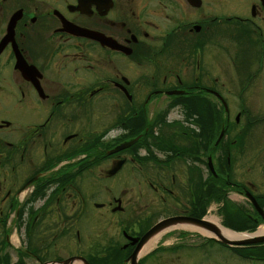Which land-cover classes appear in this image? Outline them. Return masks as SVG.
Wrapping results in <instances>:
<instances>
[{"label": "flooded vegetation", "instance_id": "af4514ba", "mask_svg": "<svg viewBox=\"0 0 264 264\" xmlns=\"http://www.w3.org/2000/svg\"><path fill=\"white\" fill-rule=\"evenodd\" d=\"M239 215L264 223V0H0L1 264H128L159 223L160 252H233L197 228Z\"/></svg>", "mask_w": 264, "mask_h": 264}, {"label": "rangeland", "instance_id": "374dc122", "mask_svg": "<svg viewBox=\"0 0 264 264\" xmlns=\"http://www.w3.org/2000/svg\"><path fill=\"white\" fill-rule=\"evenodd\" d=\"M255 106V105H254ZM257 148L250 149L248 154V164L251 163V160L256 157ZM233 167L237 166L236 159H234ZM247 165L246 161L243 166V169L246 168ZM239 167V166H238ZM249 167V166H248ZM241 168V167H240ZM254 168V167H253ZM252 169V167H251ZM252 174V171L249 168L248 175ZM250 178V177H249ZM260 190V188H259ZM239 213L235 214L238 215ZM207 215L209 216H216L213 212L210 211V209L207 212ZM239 218H244L243 215H239ZM257 228V231L260 228H264V223H260L257 227L255 226V230ZM92 229V228H91ZM89 227H84L82 229L83 231H87L89 234L90 232L94 233ZM95 230H98V228H94ZM202 229V228H201ZM204 230V229H203ZM199 231V230H198ZM200 232V231H199ZM201 234V232H200ZM202 235V234H201ZM204 236V235H203ZM173 239V235L170 232L167 234L166 238H162L159 240L158 243L152 245V249H154L156 246H162V247H170L173 245H167L171 240ZM186 240V239H185ZM184 240V246L177 249H172V253L169 251L165 252H159L153 255H149L147 257H144L140 264H264V255L262 256H256L258 254H264V245L256 246V245H245V246H238V248L234 249L233 252H228L224 248L223 250L220 249L217 246L213 245H199L198 243H191L190 238H188L186 241ZM162 242L164 245H162ZM186 242H189L188 244ZM189 244H193V246L189 247ZM198 244V246H196ZM235 247V246H232ZM162 251V250H161ZM78 252V246H75V250H68L65 249V252L62 254V258L59 256V258L55 255H50L47 258L44 259L45 262L57 260L58 262L62 260H66L70 257H80L84 259L81 256H70L71 254H77ZM170 253V255H168ZM146 255V254H144ZM142 255V257L144 256ZM141 257V258H142ZM140 258V259H141ZM85 260V259H84ZM56 261V262H57ZM7 264H11L13 262V259L10 258L6 261ZM25 264H35L36 262L33 260H24ZM81 264V263H79Z\"/></svg>", "mask_w": 264, "mask_h": 264}, {"label": "water", "instance_id": "95a60500", "mask_svg": "<svg viewBox=\"0 0 264 264\" xmlns=\"http://www.w3.org/2000/svg\"><path fill=\"white\" fill-rule=\"evenodd\" d=\"M86 35L90 37L91 36V32L86 31ZM220 136H221V132L219 133L218 138H217L216 141L219 140ZM129 145H131V142H129L127 144H124L122 146H118V147H116L115 149H113L110 152H115V151H117L119 149H122L124 147H128ZM251 201L254 204V206H256V204H255V202H254V200L252 198H251ZM256 209H258L257 206H256ZM202 223H203L202 221H196V225H201ZM162 225H164V224L163 223H159L156 226L150 228L142 236L141 241H146L149 237L154 235L156 232L160 231ZM227 231L230 232V233H234V234H245L248 237H245V238H242V239H236V240H229V239H225V238L221 237L217 232H214L216 237H213V238L216 241H218L220 243H223L225 245H229V246H245V245H255V244L264 243V234L254 235L255 232H253V233H245V232L235 233V232H232L230 230H227ZM212 232H213V230H212ZM79 263L87 264V262L84 259L80 258V257H70V258H68L66 260H62V261H60L58 263L48 262V263H45V264H79ZM128 264H136V254H135V252L131 253L130 256L128 257Z\"/></svg>", "mask_w": 264, "mask_h": 264}, {"label": "bare ground", "instance_id": "6f19581e", "mask_svg": "<svg viewBox=\"0 0 264 264\" xmlns=\"http://www.w3.org/2000/svg\"><path fill=\"white\" fill-rule=\"evenodd\" d=\"M210 219L212 220L213 217H210ZM215 226H216V229H217V233L221 237H223L225 239H231L232 240V239H242V238L248 237L245 234H233V233H230V232H228L226 230H223L219 226V224L215 225ZM187 229L194 230V227L193 226H188ZM197 230H199L201 232V234L204 235V236L216 237L215 234H213V233H211L209 231H206V230H203V229H200V228H197ZM261 234H264V228H260L254 235H261ZM159 237H160L159 233H156V234L152 235L150 237V239H148L146 241V243H144L143 246L140 248V250L137 253L136 257L142 256L143 254H145L147 252V250L150 249L152 247V245H154L158 241Z\"/></svg>", "mask_w": 264, "mask_h": 264}, {"label": "trees", "instance_id": "16d2710c", "mask_svg": "<svg viewBox=\"0 0 264 264\" xmlns=\"http://www.w3.org/2000/svg\"><path fill=\"white\" fill-rule=\"evenodd\" d=\"M220 119H221L220 117H217V125H220L221 123ZM243 219L246 221L245 223L244 222L241 223L240 218L236 219L235 216H232L231 221L229 223L226 222L227 224H229L226 227L234 231H248V232L253 231L255 229L256 224H252L248 222V220L245 217ZM261 255L263 256L264 254H258L256 256H261ZM87 262L88 264H120L121 263L119 259H108L102 261H100V259H92V260H87ZM15 264H22V262L18 260Z\"/></svg>", "mask_w": 264, "mask_h": 264}]
</instances>
